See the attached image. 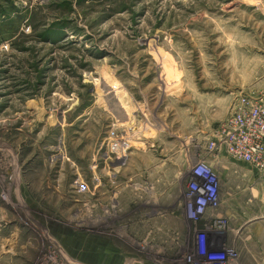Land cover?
<instances>
[{"label": "rangeland", "instance_id": "obj_1", "mask_svg": "<svg viewBox=\"0 0 264 264\" xmlns=\"http://www.w3.org/2000/svg\"><path fill=\"white\" fill-rule=\"evenodd\" d=\"M240 93L264 0H0V264H193L203 232L264 264V172L206 149ZM200 160L221 203L193 220Z\"/></svg>", "mask_w": 264, "mask_h": 264}, {"label": "built area", "instance_id": "obj_2", "mask_svg": "<svg viewBox=\"0 0 264 264\" xmlns=\"http://www.w3.org/2000/svg\"><path fill=\"white\" fill-rule=\"evenodd\" d=\"M206 149L218 157L225 156L264 172V95L240 93L236 96L226 117L213 128ZM192 172L188 216L194 220L221 201L218 174L211 165L200 160ZM200 234L193 264H228L232 252L225 243L209 238L204 232Z\"/></svg>", "mask_w": 264, "mask_h": 264}, {"label": "crops", "instance_id": "obj_3", "mask_svg": "<svg viewBox=\"0 0 264 264\" xmlns=\"http://www.w3.org/2000/svg\"><path fill=\"white\" fill-rule=\"evenodd\" d=\"M230 105H231V103H230ZM229 105V106H230ZM229 110V109H228ZM227 113H228V111H227ZM227 115V114H226ZM210 154V153H209ZM209 158H214V160L216 161V160H219V162H220V164L221 165H223V166H226V168L228 169V170H230V171H234V169L236 168V166H238V165H242V166H244V167H246V168H248L249 167V169L250 168H252V167H250L249 165H247V164H245V163H243V162H237V161H234V160H232V159H230V158H228V157H225V156H216V155H214V154H210V157ZM219 158H221V159H219ZM249 181H252L253 179H252V177H250L249 176V179H248Z\"/></svg>", "mask_w": 264, "mask_h": 264}, {"label": "bare ground", "instance_id": "obj_4", "mask_svg": "<svg viewBox=\"0 0 264 264\" xmlns=\"http://www.w3.org/2000/svg\"><path fill=\"white\" fill-rule=\"evenodd\" d=\"M191 219H193V218H191Z\"/></svg>", "mask_w": 264, "mask_h": 264}]
</instances>
